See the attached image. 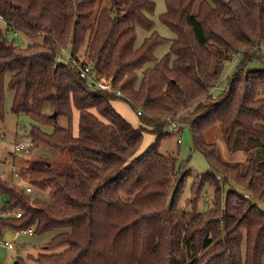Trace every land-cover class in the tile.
<instances>
[{"label": "trees", "instance_id": "16d2710c", "mask_svg": "<svg viewBox=\"0 0 264 264\" xmlns=\"http://www.w3.org/2000/svg\"><path fill=\"white\" fill-rule=\"evenodd\" d=\"M163 1L159 20L172 40L154 31V0H0L8 31L43 37L21 49L0 31V124L8 87L11 112L33 122L31 144L63 158L12 162L19 179H0L2 211L21 213L0 218V232H57L44 247L63 250L36 264H264V209L253 199L264 205V68H242L253 59L264 65V0ZM138 28L149 33L139 47ZM166 43L169 52L157 59ZM235 57L241 62L227 91L214 97L224 63ZM77 65L111 79L121 97L90 90ZM116 100L141 111L138 128L115 111ZM168 119L188 126L206 161L190 190L197 200L213 189L205 212L178 206L190 174L159 152ZM216 125L231 152L243 149L244 162L220 157L206 138ZM144 133L155 142L137 156ZM230 182L243 193L225 194ZM27 186L51 201L31 197Z\"/></svg>", "mask_w": 264, "mask_h": 264}, {"label": "rangeland", "instance_id": "374dc122", "mask_svg": "<svg viewBox=\"0 0 264 264\" xmlns=\"http://www.w3.org/2000/svg\"><path fill=\"white\" fill-rule=\"evenodd\" d=\"M154 3L155 10L153 15L151 16V20L154 22V31H156L162 38L172 40L174 38V35L159 20L160 15L165 12V3L163 0H154ZM0 31L6 34L7 40L10 43L21 49H25L32 44H42L43 42L42 36L31 38L18 31L14 32L16 33L14 35L13 32L8 31L5 21L1 20ZM136 33V46L139 47L144 41L145 37L149 35V33L141 28H138ZM169 48V43L160 45L154 52L155 57L157 59L162 58L169 52ZM240 60L241 57H235L232 60L224 63L222 74L217 82L218 86L215 90L212 91L214 97L223 96L227 91L229 82L231 81L237 67L240 65ZM242 68L244 71L256 70L264 68V65L259 59H253L250 62L246 63ZM5 97L6 100L4 104V119L0 124V165L2 163L8 162H10L12 165V162H15L17 163V166L21 167L23 161L37 160L39 158H46L48 160L50 159L52 163L60 162L63 159L61 156H59L61 155L60 151L49 149L43 145L33 146L31 144L29 133L31 130V126L33 125L32 120L25 115L17 116L11 112L13 92L8 87L5 91ZM261 97L264 98V95H262ZM112 105L115 111L133 127L138 128L140 126V121L138 116H136V112L132 110L127 103L121 100H116L112 102ZM77 120V113L74 112L71 124L73 135H77L78 133ZM175 120L178 123V133L173 132L168 125V135L163 138V140H161L159 152L163 156H175L176 158H178V162L183 165V169L189 171L190 176H187L183 179L184 186L180 199L178 201V206L185 210H191V205L195 207V205L197 204L198 211L205 212L212 206L213 189L210 187H206L204 196L200 199H197L198 201L191 199L190 190L193 186V176L204 174L205 172L207 173L208 167L203 155L194 151V143L192 141L188 126H182L181 121H179L178 119ZM67 126L68 120L65 118H59L58 127L67 128ZM210 134L211 136H208L206 138L208 140H210L211 138L212 141L216 143L219 155L225 162L234 163L245 161L246 153L243 151V149L237 147L236 150H233V152L229 150L225 136L223 135L222 130L218 125L214 126L212 131L209 132V135ZM177 139H180L179 144L177 143ZM154 142L155 138L151 134L144 133L141 145L136 155L140 156L144 154L148 147ZM20 143L30 150L29 154H24L22 152L14 150V146ZM2 169H4L6 174L8 173V167L2 166ZM181 174L182 172L177 174V176L174 178L173 185L178 180H181ZM223 191L225 194H227L228 191L239 192L240 194L243 193L242 188L236 186L232 182L224 185ZM27 194L46 203H49L51 201L50 197L43 191H34V189H32L31 192ZM253 199L260 208L264 209V205H262V203L258 201L257 198ZM6 202L7 197L5 195H2L0 197V207H3ZM9 232L0 235V264H14L17 258L23 259L26 264H36L35 262H37L38 256L43 254L59 253L63 250V248L48 250L44 247L57 232L47 233L43 235L44 241L42 242H38L39 240L37 241L35 239L23 240L22 238L25 237L17 238V236V239L14 238V240V232ZM6 241L8 243L14 241L13 244L15 245L16 249H7L4 245Z\"/></svg>", "mask_w": 264, "mask_h": 264}, {"label": "built area", "instance_id": "2783aa9c", "mask_svg": "<svg viewBox=\"0 0 264 264\" xmlns=\"http://www.w3.org/2000/svg\"><path fill=\"white\" fill-rule=\"evenodd\" d=\"M0 20L4 21V19L0 16ZM16 33H14L15 35ZM262 54H264V52L262 51ZM66 55V58H68V55ZM77 69H78V73L80 78L84 79L87 82L88 88L92 91H103L106 92L107 94H114L116 97H121V93L119 91H115L113 88V83L111 79H106L105 77H99L96 78L94 77V75L92 74L91 70V66L86 65V66H80L77 65ZM141 115V111L137 110L136 112V116H140ZM168 125L170 126L171 130L173 132H177V127H178V123L176 120L174 119H168ZM178 133V132H177ZM177 143H180V139H177ZM14 150L15 151H19L22 152L24 154H29L30 150L28 148H26L23 144H16L14 146ZM2 166L8 167V173L6 174L4 169H0V179L1 180H6L8 182H16V180L19 179L18 173L11 168V163H2L0 165V168H2ZM31 188L29 186L25 187V191L26 193H30L31 192ZM1 196V194H0ZM9 215H14L16 218H19L21 216L20 212H9L7 214H4L3 216H9ZM28 234H34V229L30 228L27 231ZM5 246L9 249L12 248V243H4Z\"/></svg>", "mask_w": 264, "mask_h": 264}, {"label": "crops", "instance_id": "0c3cea01", "mask_svg": "<svg viewBox=\"0 0 264 264\" xmlns=\"http://www.w3.org/2000/svg\"><path fill=\"white\" fill-rule=\"evenodd\" d=\"M74 112H76V111H74ZM77 113V112H76ZM77 118H78V113H77ZM8 163H10V162H8ZM0 169H2V168H0ZM2 196V195H1ZM0 196V197H1ZM2 208L3 207H0V218H5V217H7V216H3L4 214H7V213H9V212H3L2 211ZM9 231H11V230H9V229H6V230H3V231H1L0 232V235H2L3 233H6V232H9ZM13 232V231H12ZM10 233V232H9ZM13 234H15L14 235V237H13V239L14 238H16V236H17V238H21V237H25V238H22L23 240H28V239H35V240H39L38 242H42V241H44L43 240V236H36V235H34V234H28L27 232H17V233H13ZM27 235V236H26ZM27 237V238H26ZM16 238V239H17ZM15 240V239H14ZM14 242V241H13ZM13 242H11L12 243V248L11 249H9V248H7L6 246V248L7 249H9V250H14V249H16V247H15V245L13 244ZM6 243H7V241H6ZM5 245V244H4ZM29 256H31V255H29ZM28 256V257H29ZM36 263V262H35Z\"/></svg>", "mask_w": 264, "mask_h": 264}, {"label": "water", "instance_id": "95a60500", "mask_svg": "<svg viewBox=\"0 0 264 264\" xmlns=\"http://www.w3.org/2000/svg\"><path fill=\"white\" fill-rule=\"evenodd\" d=\"M53 116H55V114H53Z\"/></svg>", "mask_w": 264, "mask_h": 264}]
</instances>
